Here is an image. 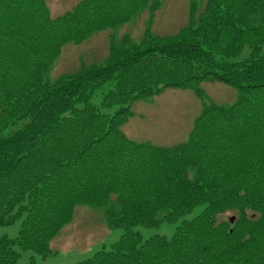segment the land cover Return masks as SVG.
<instances>
[{
    "label": "trees",
    "instance_id": "1",
    "mask_svg": "<svg viewBox=\"0 0 264 264\" xmlns=\"http://www.w3.org/2000/svg\"><path fill=\"white\" fill-rule=\"evenodd\" d=\"M162 2L79 0L54 16L47 0H0V225L20 221L15 238L0 237V264L46 257L79 205L124 233L76 264H264V0H207L178 36L134 45L126 34L103 63L46 81L64 45ZM207 79L239 97L204 103L186 141L158 146L122 129L133 102L166 88L206 102ZM197 207L170 237L134 230Z\"/></svg>",
    "mask_w": 264,
    "mask_h": 264
},
{
    "label": "rangeland",
    "instance_id": "2",
    "mask_svg": "<svg viewBox=\"0 0 264 264\" xmlns=\"http://www.w3.org/2000/svg\"><path fill=\"white\" fill-rule=\"evenodd\" d=\"M79 0H47L54 16L72 10ZM158 7L139 13L132 21L114 28L104 29L90 35L80 44L64 45L61 55L45 74L46 81L52 82L67 73H75L84 64H101L107 58L111 46L122 44L126 34L132 44L142 45L156 38L176 37L192 21L204 13L207 0H162ZM193 5V6H192ZM195 5V10L194 9ZM152 9V10H151ZM153 12V13H152ZM154 41L149 42L154 44ZM111 42H113L111 44ZM139 43V44H138ZM241 46V45H240ZM238 46V47H240ZM242 55L250 52L248 45L243 46ZM206 95V102L191 88H166L152 97L141 98L131 104L132 116L123 126L124 132L138 142H150L158 146H174L188 139L196 119L200 116L204 103L231 104L239 97V89L213 79L200 83ZM111 88L106 84L100 88L94 102L98 103L104 92ZM197 207L191 214L180 218L176 223H162L159 227L138 225L144 238L156 234L172 236L183 218H191L201 211ZM234 215L225 214L226 219ZM20 229V221L0 225V237L15 238ZM124 233L123 228H109L104 211L90 205L76 207L73 220L52 240V251L46 256L33 251H23L16 264H27L31 257L35 264H76L91 257L103 248H109Z\"/></svg>",
    "mask_w": 264,
    "mask_h": 264
},
{
    "label": "water",
    "instance_id": "3",
    "mask_svg": "<svg viewBox=\"0 0 264 264\" xmlns=\"http://www.w3.org/2000/svg\"><path fill=\"white\" fill-rule=\"evenodd\" d=\"M234 220H235V216H233V217L231 218V221H232V222H234Z\"/></svg>",
    "mask_w": 264,
    "mask_h": 264
}]
</instances>
